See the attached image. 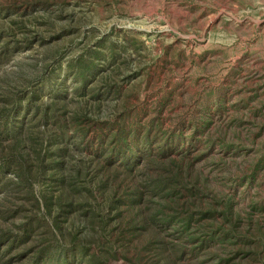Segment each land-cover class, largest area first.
I'll return each instance as SVG.
<instances>
[{
    "label": "rangeland",
    "instance_id": "1",
    "mask_svg": "<svg viewBox=\"0 0 264 264\" xmlns=\"http://www.w3.org/2000/svg\"><path fill=\"white\" fill-rule=\"evenodd\" d=\"M0 237V264H264V0H0Z\"/></svg>",
    "mask_w": 264,
    "mask_h": 264
},
{
    "label": "trees",
    "instance_id": "2",
    "mask_svg": "<svg viewBox=\"0 0 264 264\" xmlns=\"http://www.w3.org/2000/svg\"><path fill=\"white\" fill-rule=\"evenodd\" d=\"M0 238H2V237H0ZM5 240H6V239H5ZM2 242H4V239H1V240H0V244H1Z\"/></svg>",
    "mask_w": 264,
    "mask_h": 264
}]
</instances>
